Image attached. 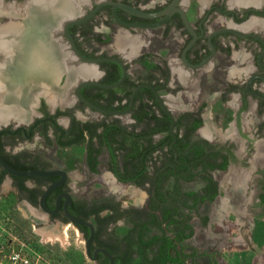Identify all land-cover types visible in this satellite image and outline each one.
Masks as SVG:
<instances>
[{
    "label": "flooded vegetation",
    "instance_id": "flooded-vegetation-1",
    "mask_svg": "<svg viewBox=\"0 0 264 264\" xmlns=\"http://www.w3.org/2000/svg\"><path fill=\"white\" fill-rule=\"evenodd\" d=\"M107 1L125 4L137 11L153 15H140L122 7H115L114 12L122 21L120 22L113 15V6L104 4L85 18L97 5ZM62 3V0H0V33L4 31L12 33L14 28L18 30L22 28V33H15L14 38L9 37L15 53L13 62L4 48L7 36L0 34V107L12 106L14 109L13 113L9 112L3 117L0 116V156L19 170L58 169L63 171V177L60 174L19 176L7 173L0 166V172L5 171L0 184L8 178L12 191L18 197V201L24 202L23 205L25 204L29 213L39 211L46 214L45 220L35 217L38 222L44 221L47 225L67 223L64 210L66 203L70 214L90 221L95 230L96 225L91 219L83 218L79 213L85 200L75 197L76 186L72 182L69 170L54 167L39 152L27 150L31 143L35 146L56 145L61 148L83 145L85 164L90 170L86 152L88 143L87 141L84 144L78 142L76 122L84 128V136L88 138L95 123L96 133H101L104 126L98 122L101 120L106 123L114 122L117 119V114L97 111L76 96V85L83 80L111 83L121 76V68L118 64L112 61H102L97 63V66L91 70L92 74L90 73L86 79L80 78L73 81L75 65L81 60L75 58L73 46L65 33L64 26L70 20L85 18L68 26V32L76 48L87 57L120 58L124 62L126 74L122 82L116 86L88 85L82 87L80 93L105 109L123 110L128 107L130 94L137 85L152 84L173 113L174 132H178V135L175 133L174 143L178 147L182 146L180 151L175 149L178 154L175 156L174 153L176 164H171L173 173L170 176L168 169L162 168L152 176V180L137 184L119 180L109 170L107 164L106 168L110 174L112 173V180L115 184L120 186L129 183L144 193L140 196L145 199L143 207H147L152 202L151 195H153L159 206L157 214H161L164 210L165 215L169 216L168 221H171L172 217L179 219L175 226L172 222L168 225L165 224L166 222L161 224L164 231L156 225L151 226L157 232L150 230L148 234L159 240L151 248L146 249V254L158 256L162 254L161 252L159 254V249L163 250L166 244L170 253L168 256L173 257L177 253L173 252L172 244L175 239H183L176 243L175 249L182 245V253L193 254L185 258L183 264H189V261L198 264L195 263L197 254L193 250L194 247L188 250L184 243L188 239H196L193 220L197 219L201 228L208 229L205 230L204 237L210 238L217 235L222 239L210 229L211 223H215L219 218L214 209L220 185V179H216V173L231 171L236 181L233 177L232 180L238 184L234 187L233 194H242L244 184L253 181L256 188L261 189L257 193L259 202L257 209L264 212V0H247L246 2H231L230 0H64L65 5ZM171 3L173 6L168 16L167 13L159 14ZM180 11L184 13L192 32L187 28ZM117 36L124 37L121 40L117 39L119 47L129 49L130 53L136 52L141 46L142 48L155 47L151 51L145 50L131 61L144 69V76L130 72V61L122 53L108 52V47L112 46V39ZM191 41L192 44L185 51L184 61V49ZM164 48L169 52L166 54L158 52ZM131 49L134 51L131 52ZM19 55L24 59L27 57L26 60L31 66V69L25 72V76L22 75L21 70L22 91L18 89L20 84L14 83L13 80L18 74L16 65L19 64L16 58ZM143 56L146 57L148 63H151L150 67L143 64L141 59ZM26 60H23L24 63ZM62 64L64 69L61 70ZM21 68L23 69L22 66ZM118 70H120L119 76L113 80ZM69 79L72 81L70 82ZM7 81L13 82L7 83ZM131 81L137 85L131 87ZM208 82L216 84L213 99L218 102L220 108L230 110V121L226 124L228 131L219 125L221 122L212 121L205 113L207 100L198 103ZM9 83L12 86L10 85L7 89L5 85ZM202 83L204 86L201 85ZM130 88L132 89L127 98L125 92ZM178 95L183 99L185 97L188 103L183 104L181 109L175 110L166 100L171 101V105L179 106ZM117 96L121 97L120 100ZM111 97H114V102L108 104ZM84 108L99 112L101 119H86L80 114ZM132 108L129 114L120 115H129L133 123ZM160 109L162 110L161 107ZM226 115L225 113L224 116ZM119 125L124 126L125 124L119 121ZM204 126L205 129L210 128L207 133L200 130ZM157 135L161 136L155 133L153 138ZM98 138V134L92 135L95 147L98 146ZM103 148L106 149L105 145L101 149ZM99 154L95 157L98 163ZM93 155L92 151L91 156ZM17 159H20L27 167L18 168L8 161L11 160L17 164ZM108 159L109 156L107 161ZM97 171L91 172L96 173ZM60 179L61 182L45 197V204L49 209L53 210L57 201H59V207L54 213H46L39 205V197L50 184ZM197 182H201V185L196 190L184 187ZM174 184L176 189L173 188ZM158 191L163 193L161 198L164 199L159 200L156 195ZM33 195L37 197L34 199ZM66 195L70 198L69 202H66ZM229 200H231L229 206L238 210L240 206L232 198ZM112 201L117 207L116 215L126 208L134 207L124 205L120 199H112ZM205 203L211 207L208 211L200 213ZM104 211L108 210H103L102 215ZM174 212L175 215L172 214ZM119 219L124 220L126 216L124 214L118 216L108 225V230ZM75 227L82 233L84 239L88 236H85V230L81 231L77 226ZM83 227L88 229L86 226ZM135 237L136 234H134ZM162 237L169 238L172 242H163ZM218 246L221 244L218 243ZM99 248L105 249L92 238L90 253L93 254ZM135 249V252L131 254L132 260L124 264H151L145 260L140 246L137 245ZM217 253L219 251L214 250L215 258H218ZM99 254L102 256L100 257ZM103 257L106 256L97 251V257L93 261L101 264ZM105 264H111L109 259ZM112 264L120 263L113 258ZM207 264L217 263L208 261Z\"/></svg>",
    "mask_w": 264,
    "mask_h": 264
},
{
    "label": "rangeland",
    "instance_id": "rangeland-1",
    "mask_svg": "<svg viewBox=\"0 0 264 264\" xmlns=\"http://www.w3.org/2000/svg\"><path fill=\"white\" fill-rule=\"evenodd\" d=\"M117 39L121 40V36L112 39V46L108 47V52L119 51V53L128 57L130 72L144 76V69L139 64L131 61L145 50L151 51L155 47L149 46L148 48L145 46L142 48L141 46L136 52H132L135 48L131 49L132 53H130L129 49L119 47ZM162 46L165 45L162 44ZM158 52L166 54L169 51L164 48ZM201 85L204 86L203 83ZM215 86L216 84L213 82L206 83L198 103L207 100L205 113L212 121L221 122L219 125L227 129L225 131H228L229 128L226 124L230 121V110L224 107L220 108L218 102L213 99ZM178 96L180 99L179 106L177 104L171 105V101L166 100L175 110H178L177 108L181 109L183 104L188 103L185 97L183 99L180 95ZM225 113L226 116H224ZM80 114L86 119H101L99 112L91 111L88 108L82 109ZM117 119L122 124L130 125L132 123L129 115H117ZM209 129H205V126L200 128L203 133H207ZM159 136L157 135L154 138L156 139ZM27 150L39 152L54 167L69 170L72 182L76 186L74 195L77 199L88 202L102 198L120 199L126 206L137 208L145 206V199L140 197L144 193L132 184L126 183L120 185V189L113 190L108 182L109 179L112 180V175L106 168L108 152L104 148L101 149L98 157L99 163L96 173L91 172L85 164V147L83 145L61 148L56 145L35 146L34 143H31ZM224 172L216 173V179L221 181L216 203L220 202L221 197L232 198L240 207L246 208L248 214L246 217L248 218L244 217L243 219L242 216L235 215L232 212L229 213L226 223L230 221L231 225L229 224V229L221 236L222 239L217 235L210 238L204 237L203 235L207 229L201 228L197 219H194L196 239H188L184 242L185 246L188 250H192L194 247L193 250L197 254L195 263L198 264H207L208 261H215L217 264H264V212L257 209L259 207L257 193L261 189L259 187L257 189L253 181H248L244 184V193L233 194L234 187L231 181L224 179ZM106 177H109V179ZM200 185L201 182H197L184 187L196 190ZM23 203L18 201V197L9 185V179L6 178L0 184V264H9L7 259L12 252L24 254L32 262L38 260V264H96L95 261L86 256L84 236L72 223L47 225L44 221L38 222L35 217H41L45 220L46 214L39 211L29 213ZM210 207L211 205L205 203L200 209V213L208 211ZM252 215L253 219H251ZM125 220L119 219L116 221L109 227V231L122 236L130 226L129 222ZM240 223H242L243 228L239 231L238 224ZM233 224L236 226H233ZM210 229L215 233L223 231L222 227L214 222L211 223ZM150 230L156 231L152 228ZM243 233H246L247 239L242 235ZM218 243L221 246H218ZM214 250L219 251L220 255H218L219 253L216 255L218 258H215ZM202 252L205 254L204 256H202ZM188 263L193 264L190 261Z\"/></svg>",
    "mask_w": 264,
    "mask_h": 264
},
{
    "label": "trees",
    "instance_id": "trees-1",
    "mask_svg": "<svg viewBox=\"0 0 264 264\" xmlns=\"http://www.w3.org/2000/svg\"><path fill=\"white\" fill-rule=\"evenodd\" d=\"M141 59L144 65L147 67L151 66V63L146 61L145 56ZM113 65L117 66L115 64ZM119 73L120 70L114 74L113 80L118 78ZM130 83L131 87L137 85L134 81H131ZM131 89L132 88L126 90L125 92L127 98ZM120 98L121 97L117 96L118 100H120ZM113 102L114 97H111L108 100V104H112ZM127 104L128 99L125 105L127 106ZM131 117L134 122L130 125L125 124L124 126L119 125L118 119L114 120V122L107 123L104 120H101L98 123H101L104 126V130L101 133H96L95 123L91 134L89 132L88 138L84 136V128L79 126L76 122V136L78 137V142L80 144H84L87 141L88 143L86 152L90 170L93 172L97 171L98 161L95 157L100 153L102 146L105 145L109 156L107 166L109 170H111L115 176L123 182H136L137 184H142L147 180H152V176L162 168L168 169V175L170 176L173 173V165L176 164V161L174 159V152L170 148L172 137L168 133L169 119L160 109L153 93L148 88L141 89L134 99ZM155 133H159L161 136L154 139L153 134ZM175 133L178 135V132ZM97 134L99 136V143L98 146L95 147L93 145L92 135ZM174 148L177 151H180L182 146L178 147L177 144L174 143ZM92 151L94 152L93 156H91ZM8 161L18 168L27 167L24 163L22 164L20 159L16 160L17 164L11 160ZM221 166L224 167V165ZM3 173H5V171L1 170L0 181ZM175 186L176 185L174 184V189H176ZM156 195H158L157 197L159 200L164 199L161 198L163 196L161 191H158ZM32 197L35 199L37 196L33 195ZM151 200L152 202L149 203L147 207H129L117 215L115 214L117 207L112 199L102 198L90 202L83 201V206L80 208L79 213L80 215L82 214L83 218H90L96 225L93 241L96 240L100 245L105 247V249L113 255L115 261H118L120 264H124L125 262H130L132 260L131 254L135 252V247L137 245L142 248V255L145 260L151 264L155 262L158 264H183L185 258L193 255L192 253H182V245H180L178 249H175L176 243L183 239H175L174 244H172L173 252L177 253L173 257L168 256L170 253L166 244L163 250L159 249V254L160 252L162 254L158 256H150L148 253L146 254V249L151 248V246L159 240L158 238H153L150 234H148L151 226L156 225L160 230L164 231L161 226L164 222H166V225L172 222L174 226L179 222V219H176L175 217H172L169 222V216L167 213V215H165L164 210H162L161 214H157L159 206L153 195H151ZM105 209L108 211L102 215L101 212ZM122 214L126 216V220L129 222L130 226L122 236H118L108 230V225L114 222L115 219ZM172 214L175 215L176 213L174 212ZM172 214L170 215V218ZM77 227L81 231L85 230V236L89 234V230L87 228L81 225H78ZM188 227L190 228V226ZM134 234H136L135 238ZM181 236L182 235H180V237ZM161 240L169 243L171 241L169 238L166 239L163 237ZM99 256L101 257L102 254H99ZM107 261L108 258L103 257L101 264H105Z\"/></svg>",
    "mask_w": 264,
    "mask_h": 264
},
{
    "label": "water",
    "instance_id": "water-1",
    "mask_svg": "<svg viewBox=\"0 0 264 264\" xmlns=\"http://www.w3.org/2000/svg\"><path fill=\"white\" fill-rule=\"evenodd\" d=\"M173 3H171L169 6H167L159 14L167 13V16H168L170 14V8L173 6ZM104 4H111L113 6V8H112L113 15H114V17L118 21H120V20L115 15V12H114L115 7H122L124 9H127V10H129V11H131L133 13L140 14V15H146V16L153 15V14L143 13V12L137 11L134 8H132L130 6H127L125 4L107 1V2H103V3L99 4V5H97L91 11V13H89L85 18H87L90 15H92L101 5H104ZM180 12L182 14L183 20H184L187 28L192 32V30L189 27L188 22H187V20L185 18L184 13L182 11H180ZM85 18L78 19V20H70L64 26L65 33H66L67 37L69 38V40L71 42V45L73 46V52H74L75 58L81 60V62H79V63H77V65H75V69L73 71L74 72L73 73V81H74V79H80V78L86 79L90 74L83 75V74H81V72L83 70H89L91 72V70H93L97 66V63L102 62V61H112V62H115L116 64H118L120 66V68H121V76L119 77V79H117L116 81L111 82V83H101V82L96 81V80H83V81L79 82L76 85V90L75 91H76L77 98L80 99V100H82L83 102H85L91 108H93V109H95L97 111H100L102 113H110V114H117V115H120V114H129V112H130V110H131V108L133 106L134 98H135L136 93L141 88H143V87L149 88L153 92L154 97L157 100L158 104L160 105V107L166 113V115L168 116V118L170 120V124H169V127H168V133L173 138V140H172V142L170 144V147L174 151L175 156H176L178 153H177V151L175 150V148L173 146V143L176 140V134L174 132V123H175L174 116H173V113L171 112V110L169 109V107H167L166 102L163 101L162 96L159 94V92L157 91V89L152 84H150V83H141V84L137 85L133 89V91L131 92V94H130L128 107L125 108V109H123V110H110V109H105L103 107H100V106L94 104L93 102H91L90 100H88L87 98H85L80 93V89L82 87L88 86V85H97V86H101V87H112V86H116L120 82H122V80L124 79L125 74H126V68H125L124 62L120 58H118V57H87V56H84L82 53H80L79 50L76 48L75 43L72 40V38H71V36H70V34L68 32V26L70 24H74V23L80 22V21L84 20ZM120 22H122V21H120ZM191 44H192V41L189 42L186 45L185 49H184V52H183V59H184V61H185V57H184L185 51H186V49L189 48V46ZM60 67H61V70L64 69V65L63 64ZM69 81L71 82L72 80L69 79ZM8 82H11V81H7V83ZM11 83L5 85L7 89L10 87ZM22 89H21V91H22ZM0 166L7 173L12 174V175H19V176H52V175L60 174L63 177V171L58 170V169H49V170H19V169H16V168L12 167L10 164H8L6 162V160L3 157H1V156H0ZM111 175H112V173H111ZM60 182H61V179L59 181H56V182H53L52 184H50L43 191V193L41 194V196L39 197V205L43 209V211L46 212V213H54V212H56V210L59 207V201H57L55 208L53 210L49 209L46 206V204H45V197L50 192V190L53 189L56 185H58ZM69 199H70L69 196L66 195V202H69ZM64 210H65V215L67 217V222L72 223L74 226L81 225V226L88 227L89 234L85 238V243H84L86 256L89 257L91 260H95L96 257H97V251H100V252H102L109 259V262L112 264L113 263L112 255L107 250L102 249V248H99L93 254L90 253V243H91V240H92L93 235H94V227H93L92 223L90 221H88V220H85V219H82V218H80L78 216H74V215L70 214L67 211L66 203L64 205Z\"/></svg>",
    "mask_w": 264,
    "mask_h": 264
},
{
    "label": "bare ground",
    "instance_id": "bare-ground-1",
    "mask_svg": "<svg viewBox=\"0 0 264 264\" xmlns=\"http://www.w3.org/2000/svg\"><path fill=\"white\" fill-rule=\"evenodd\" d=\"M63 1V3H62V5H65V3H64V0H62ZM231 2L233 1V2H246L247 0H230ZM36 5L38 4V2L37 3H35ZM45 4V3H44ZM44 4H42L43 6L42 7H44ZM60 4V3H59ZM46 6V5H45ZM0 7H1V5H0ZM16 28H14V30L12 31V33L11 32H1L2 34H6V36H7V39H5V41H4V48H5V50H6V53H8L9 54V56H10V59L12 60V62L14 61V59H15V53H14V51L12 50V44H11V42H10V36H13V38H14V36H15V33H22V31H21V29H16ZM0 33V34H1ZM121 38H124V37H121ZM23 39V38H22ZM21 39V40H22ZM18 58V59H17ZM16 58V61H18V64L20 65H16L17 66V69H18V74H17V76L13 79L15 82L14 83H16V84H20L19 85V87H18V89L19 90H21V88H22V81H23V78H21V70L23 71V73H22V75H24L25 76V72L27 71L28 72V69H31L30 67V65L28 64V62H27V57H26V59H24V57H22L21 58V55H19L18 57ZM23 60H26V62L24 63V61ZM23 63H24V65H23ZM14 64H16V63H14ZM15 66V67H16ZM21 66L23 67V69L21 68ZM26 69V70H25ZM91 72L89 71V70H83L82 72H81V74H83V75H85V74H90ZM92 74V73H91ZM16 79V80H15ZM6 108V109H5ZM9 112L10 113H13L14 112V109L12 108V106L11 107H6V106H1L0 107V116L1 117H3V116H5V115H7V113L9 114ZM106 178H108L109 179V177H106ZM107 179V180H108ZM109 183H110V185H111V187L113 188V190L114 189H120L119 188V185H117V184H115L114 182H113V180H111V179H109V181H108ZM222 209V208H221ZM66 227H67V225H66Z\"/></svg>",
    "mask_w": 264,
    "mask_h": 264
},
{
    "label": "crops",
    "instance_id": "crops-1",
    "mask_svg": "<svg viewBox=\"0 0 264 264\" xmlns=\"http://www.w3.org/2000/svg\"><path fill=\"white\" fill-rule=\"evenodd\" d=\"M224 179H227V180H229V181H231V183H232V185H233V187H236V185H238V184H235L234 183V180L236 181V179L232 176V174H231V171L230 170H227V171H225L224 172ZM232 177L234 178V180H232ZM221 182V181H220ZM237 183V182H236ZM223 184V183H222ZM235 189V188H234ZM245 192V187H244V189H243V193ZM218 196H219V194H218ZM230 200H229V198L228 197H224V198H222L221 197V199H220V202L217 204H215V206H214V209H215V212L218 214V221H216L215 223L216 224H219L221 227H222V229H223V231L221 232V231H217V234L219 235V236H223L224 234H225V232L229 229V224L231 225V223H229L230 221H228V223H225L224 221H226L227 222V217H228V215H229V213H233V214H235V215H239V216H242V218L244 219V217H246V216H248V214H247V210H246V208L245 207H239L238 208V210H235V209H232L230 206H229V204H230V202H229ZM222 208V209H221ZM246 218H248V217H246ZM251 219H252V217H251ZM242 221V220H241ZM239 226H238V228H239V231H240V229H242L243 227H242V223H240V224H238ZM233 226H236L235 224H233ZM208 230V229H207ZM244 237H245V239H247V236H246V233H243L242 234Z\"/></svg>",
    "mask_w": 264,
    "mask_h": 264
},
{
    "label": "built area",
    "instance_id": "built-area-1",
    "mask_svg": "<svg viewBox=\"0 0 264 264\" xmlns=\"http://www.w3.org/2000/svg\"><path fill=\"white\" fill-rule=\"evenodd\" d=\"M9 264H38V260L32 262L26 255L12 252L8 255Z\"/></svg>",
    "mask_w": 264,
    "mask_h": 264
}]
</instances>
